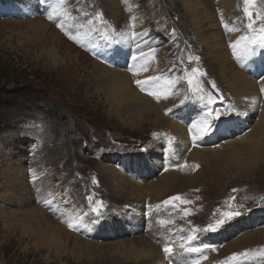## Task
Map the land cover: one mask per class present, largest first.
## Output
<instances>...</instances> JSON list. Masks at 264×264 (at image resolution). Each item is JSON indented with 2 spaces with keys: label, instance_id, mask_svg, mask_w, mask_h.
<instances>
[{
  "label": "rangeland",
  "instance_id": "1",
  "mask_svg": "<svg viewBox=\"0 0 264 264\" xmlns=\"http://www.w3.org/2000/svg\"><path fill=\"white\" fill-rule=\"evenodd\" d=\"M35 1L32 12L0 11V96L9 97L0 104V194L6 183L14 190L11 199L0 197V264H138L131 249L142 242L161 251L154 263L146 259L143 264H264V49L244 63L243 42L231 47L243 36L260 34L264 0H38V6ZM194 8L200 17L202 12L212 16L201 26L205 29L193 23ZM65 14L69 20L62 18ZM30 22H40L39 30H32ZM201 33H209L205 42ZM111 35L122 43L107 42ZM41 39L45 44L38 46ZM216 44L236 63L234 70L227 66L222 74L211 66ZM106 50L120 60L125 56L117 65L130 76L131 87L148 97L145 102L159 104L144 121L107 101L100 74L119 67L107 63ZM133 57L155 66L144 68L148 75L141 77L132 68ZM237 74L257 84L256 104L241 106L245 102L236 100L227 83ZM150 77L176 84L157 99L148 94V82L137 84ZM171 100L173 106L185 101L193 106L184 121L181 112L168 107ZM209 112L233 113L213 121L217 127L202 138L190 129L198 114L204 119ZM176 124L185 129L183 142L176 134L167 136ZM248 139L262 142L256 159L245 145ZM138 158L145 159L140 166L146 171ZM13 176L22 182H13ZM44 177L52 189L60 186L59 207L48 202ZM162 179V185L151 188ZM65 191L77 217V210L66 211L71 204L64 202ZM176 196L181 199L165 203ZM97 202H102L99 213L93 211ZM39 210L61 226L59 236L70 245H61L60 256L55 247L35 244L39 234L23 236L8 214L24 218ZM228 211L242 214L216 231L207 230ZM165 247L174 250L167 254Z\"/></svg>",
  "mask_w": 264,
  "mask_h": 264
},
{
  "label": "bare ground",
  "instance_id": "2",
  "mask_svg": "<svg viewBox=\"0 0 264 264\" xmlns=\"http://www.w3.org/2000/svg\"><path fill=\"white\" fill-rule=\"evenodd\" d=\"M29 2V1H32V0H0V11L2 14H6L8 13L7 15H13L17 12H22V10L24 11V8L30 12L34 11L35 8H36V1L34 0V2L32 4H25L26 2ZM204 1V0H203ZM208 2V0H205ZM44 3V0L42 1ZM5 3L8 4V7L4 8L2 6L5 5ZM24 3V4H22ZM39 2L37 0V6H38ZM53 4V3H52ZM59 6L56 8V11L60 12L62 9H63V6L62 8L59 9V7H61V3L59 2L58 3ZM65 5V4H64ZM42 7V6H41ZM45 7V6H44ZM47 10H50V8L46 7ZM212 8H215V6H213ZM9 12H12V13H9ZM57 13V12H56ZM191 14H192V20H193V23L194 24H199V30H202V29H205V24L204 22L208 19V18H211L212 16H209V14L207 12H202V16L200 17V14L201 12L198 11V9L194 8L193 10H191ZM62 18H65V20H67L68 16L65 14L64 17ZM40 19V18H39ZM200 19H203L201 22H200ZM31 20V19H30ZM69 20V18H68ZM30 28L34 31H38L39 27L41 26V23L40 22H30ZM205 25L203 27H201L202 25ZM201 27V28H200ZM43 29L45 30V28L43 27ZM206 29L210 30L209 27H207ZM207 31V30H206ZM201 32V31H200ZM210 32V31H209ZM107 34H110L111 32L109 31H106ZM209 35V33H207ZM208 35H204L203 33H201V40H203L205 42V39L208 38ZM103 37L105 39V37L107 38V36L105 34H103ZM113 38L115 40L118 41V43H122L117 37H113L112 35L110 36V38L106 39L107 42L109 43H112V40ZM50 40V37L47 36V39L46 41H49ZM41 44H45L44 41H42V39L40 40V43H38V46H40ZM108 47V46H107ZM110 47V46H109ZM218 44H216L213 48V52H212V57H213V62L211 65L213 68L217 69V71H222V74L225 73V69L227 66H231V69H233L232 66H234L236 63H233L230 61V59L228 57H225L222 53L221 50H219L218 48ZM120 50V49H119ZM106 52H109V53H106ZM49 53H52V50L49 52ZM104 55L106 57V59L108 60L107 63L109 62H114L116 67H119L118 69L114 68V69H107L105 70L106 72L105 73H101L100 74V81L103 83V86L106 88V96L105 97H108L107 101L109 102V104H112V105H117L119 106L120 108H124L125 110L128 111V114L130 116H132V119H138L140 121H144V115L146 113L149 114V112H155L157 107H158V103L157 102H153V101H146L144 99H147L145 96H141L139 92H135L134 88L131 87V85L129 84V81L131 80H128V77H130L127 72H124L122 70V68L120 66H118L117 64L119 63L121 66L122 64H124V59L125 56L123 54L119 55V57L122 59L120 60L118 58V56H115L114 53L112 51H109V50H106L104 52ZM103 56V55H102ZM254 56V55H253ZM253 56L251 58H253ZM247 57L243 56L242 57V61L244 62V60L246 59ZM111 59V60H109ZM249 59V58H248ZM254 59V58H253ZM252 59V62L254 61ZM262 59L264 60V56L262 57ZM143 60L142 57H140L138 60L133 59L132 61L135 63L132 68L136 70V72H140V75L141 77L143 76H147L148 74H145L146 71L143 70L144 68H153L155 66V64L153 65H149V62H147L145 60L144 64H143ZM238 60H239V57H238ZM246 61V60H245ZM113 63V64H114ZM245 63V62H244ZM110 65V64H109ZM252 65V64H251ZM143 66V68L141 69L140 67ZM264 66V65H263ZM260 67V66H259ZM146 68V69H147ZM155 69V68H154ZM109 70V72H108ZM130 70V69H129ZM234 70V69H233ZM155 71V70H154ZM225 71V72H224ZM111 72V73H110ZM231 72V71H230ZM237 71H235L236 73ZM234 73V72H233ZM234 73V74H235ZM136 76H139V74H137ZM222 76V75H221ZM224 76V75H223ZM226 77V76H225ZM235 77V76H234ZM227 78V77H226ZM228 80V79H227ZM237 80V81H235ZM146 81L148 82L147 85H145V87L147 88V90L150 92V93H167L170 94V92H172V88H174L175 84H176V81L172 82L170 80H166L164 85L156 82L153 80H150L149 78L146 79ZM131 82V81H130ZM132 83V82H131ZM229 85V88L230 90L233 92V94L235 95V97L237 98L236 100H238L239 103H244V104H241L242 105H248V102L249 104L252 103L253 104H256L257 101H258V91H257V84L254 82V81H251L247 76H244V75H239L237 74L236 75V78L234 79V82H230V83H227ZM144 90V89H143ZM146 92V91H145ZM149 94V93H148ZM93 97L97 98L98 95L97 94H93L92 95ZM152 96V95H151ZM155 96V95H153ZM162 96H165V95H162ZM99 98V97H98ZM184 99L182 98L180 101H183ZM102 100H99V103H101ZM106 101V103H107ZM248 101V102H247ZM159 102V101H158ZM161 102V101H160ZM167 102V101H166ZM163 103V102H162ZM161 103V104H162ZM165 103V101H164ZM168 103V102H167ZM169 108L173 107L174 110L176 109L177 112H181L180 113V118L184 121L185 118L187 116L190 115V108H192L193 106L189 105L186 101L181 103L179 102V104L177 106H173V103H172V100L169 101ZM160 104V105H161ZM187 105V106H186ZM251 105V104H250ZM249 105V107H250ZM162 106V105H161ZM166 106V105H165ZM255 106V105H254ZM252 107V106H251ZM162 108H165V107H162ZM183 108V109H182ZM123 109V110H124ZM180 109H182L180 111ZM195 109V108H193ZM250 109V108H249ZM171 110V109H170ZM158 111V110H157ZM126 112V111H125ZM235 113H238L236 110L234 111ZM252 112V109H250L248 111V113ZM166 113V112H165ZM233 113V112H232ZM231 113V114H232ZM163 115H165L163 113ZM225 117H230L229 115L225 116ZM231 118V117H230ZM197 120L200 121L202 120V116L201 114H198L197 115ZM228 120V119H227ZM181 121V122H183ZM222 121H226V120H222ZM221 121V122H222ZM196 122V121H195ZM219 122V121H218ZM231 122V121H230ZM185 123V122H183ZM221 124V123H220ZM219 124V125H220ZM226 124V123H225ZM231 125V124H230ZM214 127H217L216 124L214 123ZM231 127V126H230ZM179 127L175 126L174 128V133L173 132H170L168 131L167 133V136H171L173 137L172 135L176 134L178 136V138L181 139L182 141V137L184 138L186 136V132H185V129L183 131V129H178ZM216 129V128H215ZM214 129V130H215ZM178 130H180V132H178ZM227 131V129H225ZM192 132H194L195 134V130H192ZM218 132H214V135H216ZM264 134V128L262 129V132ZM197 134V133H196ZM183 135V136H182ZM199 135V134H198ZM198 135H196L198 137ZM170 137V138H171ZM168 138V137H167ZM203 138V137H202ZM264 138V137H263ZM175 139V138H174ZM185 140V138H184ZM183 142V141H182ZM245 142L247 144H245ZM240 144H245L248 146V148L250 149V155H254L253 158H257L259 153L261 152V145H262V142H253L252 140H249L248 139V142L245 141ZM257 143V144H256ZM199 150H195V153L193 155L194 158H196L199 154H198ZM144 158H138L136 160L137 164L139 165V168L142 169L141 171H146L147 169L146 168H143L144 167ZM250 160H253L252 157H250ZM126 162V160H125ZM252 162V161H251ZM125 164V163H124ZM123 164V165H124ZM140 164L143 165L140 166ZM250 164V163H249ZM37 168V167H36ZM11 170V169H10ZM37 170V169H36ZM35 171V170H34ZM17 173V172H16ZM19 173V172H18ZM13 174V172H12ZM16 175V174H15ZM8 176L10 177L11 174L9 175V172H8ZM8 177V180H10ZM12 177V176H11ZM21 178L22 177H17L16 176V181L17 179L21 181ZM47 177H44L41 181V183H44L45 184V188H44V192L45 194H47V196L49 197L48 199V202H51V203H56L55 206L59 207L61 205V202L59 201V188L58 189H52L51 188V184L49 183V179H46ZM14 176H13V182L16 183V181L14 180ZM167 179V178H166ZM113 180H115L116 184L119 185L118 183V180L114 177ZM163 179L160 180V182H157L155 184L152 185L151 188H155V187H159L160 185L163 184ZM22 182V181H21ZM165 182V181H164ZM20 183V182H19ZM12 183H6L4 184L3 186H7L5 187V192L4 193H1L0 194V197L4 198V199H11V196L10 194L14 192L13 190V186L11 187ZM41 187V186H40ZM44 187V186H42ZM16 188V187H15ZM49 188V190H48ZM126 188V187H124ZM20 189V188H19ZM133 189V188H132ZM21 190V189H20ZM3 191V190H2ZM1 191V192H2ZM43 191V190H42ZM62 191V190H61ZM18 192V191H17ZM20 192V191H19ZM39 194V193H37ZM64 196L66 197L64 199V202H66L67 204H71V207H69V209L66 208V211L68 212V215L69 213L72 212V214H74V212L77 210L74 209V204L73 202L74 201H70L69 199V193L68 191H65L64 192ZM161 194V193H160ZM159 195V194H158ZM62 196V194H61ZM22 197V196H20ZM15 198H18L15 197ZM13 198V199H15ZM12 199V200H13ZM18 199H21V198H18ZM27 199V198H26ZM11 200V201H12ZM21 201V200H20ZM47 201V200H46ZM63 201V200H62ZM7 202V201H6ZM23 209V208H22ZM30 212V211H29ZM53 212V211H52ZM78 212V213H77ZM76 217L77 215H79V211L77 210L76 212ZM11 217L10 220L12 219L13 221H16L17 222V226L23 231L22 235L23 236H27V234H29L30 236L34 235V237L36 238V235L38 236V234L40 235L39 238H36L37 241H35V244L38 246L39 244H42L44 246H46L48 248V250H51L55 247L56 249V253L60 256L62 251L60 249L61 245L63 244L65 247L66 246H70L68 242H65L60 235L61 231H62V228H60L59 226H57L56 224H54V222L49 219L48 217V214H43L38 211H33L31 212L30 214L28 215H25L24 218H18V214L15 215V214H10L8 213ZM75 217V218H76ZM57 218H60L57 216ZM63 219V218H61ZM11 220V221H12ZM59 220V219H58ZM137 220H138V223H142V221H140V217L137 216ZM55 221V220H54ZM57 221V220H56ZM60 221V220H59ZM131 225H132V222H130ZM61 223H59L60 225ZM246 224L245 222H243V225ZM150 225V224H149ZM128 226V225H127ZM135 226V225H134ZM136 227V226H135ZM151 227V226H150ZM61 229V230H60ZM150 229V228H149ZM154 229V228H152ZM151 229V230H152ZM59 232V233H58ZM154 233V232H153ZM55 234V235H54ZM169 234V233H168ZM168 234H166V236H168ZM172 234V233H171ZM156 235V234H155ZM29 236V237H30ZM159 236V235H158ZM172 236V235H171ZM33 237V236H32ZM173 237V236H172ZM172 237H169L166 239L167 242H173V238ZM176 238V237H175ZM174 238V239H175ZM73 238H67V241L69 240H72ZM21 241H23V239H20ZM38 243V244H37ZM76 244V242H75ZM149 245V244H148ZM148 245L145 246V242H142V246H138V248H135V249H131L134 256H136V258L134 257L135 260H138V264H143V261L144 260H149V261H153V263L156 261V258L157 256L160 255V250L159 251H152V248L149 250L147 249L148 248ZM154 245V244H153ZM151 246L153 248H158V246ZM179 248V247H178ZM231 248V246H230ZM174 250V249H173ZM99 253H102V250L99 251ZM156 253V255H154ZM132 254V253H131ZM185 256V255H184ZM159 259H161V257H158ZM157 264H162V262H157Z\"/></svg>",
  "mask_w": 264,
  "mask_h": 264
},
{
  "label": "snow or ice",
  "instance_id": "3",
  "mask_svg": "<svg viewBox=\"0 0 264 264\" xmlns=\"http://www.w3.org/2000/svg\"><path fill=\"white\" fill-rule=\"evenodd\" d=\"M251 0H246V3H250ZM247 11V10H246ZM51 18V17H50ZM100 17L98 16L97 19H99ZM58 27L62 28V25H58ZM249 28L252 27V24L248 25ZM70 38H74V37H70ZM243 42V53L246 57L249 56H253L256 54V50L259 49H264V28H261L260 30V34L257 35H253L252 37H247V36H243L241 37L239 40H237L234 44L231 45V47L235 50L237 47H239ZM133 59H135V57H133ZM190 59H192V57H190ZM195 59H199V57H195ZM197 70L193 69V72H196ZM201 75H203V73H201ZM150 80H154V79H158L156 77H150ZM141 83H147V81L141 82V81H137V84H141ZM189 83H192V79H189ZM213 87H215V85H213ZM150 95H155L157 97V99L160 98V95H167V93H149ZM201 100H203V97L200 98ZM208 102L209 103H213L214 102V98L209 94L208 96ZM231 113H221V112H209L207 114V117H211L212 119L209 120L207 117H205L204 119L194 122L192 124V127L190 129V131L195 130V133L199 134L200 137L209 135L211 130L214 127V123L213 121H218L221 120L223 116L225 115H230ZM197 138L196 135H193V139L195 140ZM181 198L179 196L176 197H172L170 198L169 201H165V203H170L172 200H180ZM182 203H188V201H181ZM102 206V202H97V207L93 208L94 212L99 213V207ZM242 213L240 211H228L223 213L222 218L220 220H217L215 224H209L207 226V230L210 231H216L219 227L223 226L227 221H231L234 217H238L240 216ZM161 223H168L167 221H161ZM72 225L70 224L69 227H71ZM191 239V238H189ZM181 247L183 248L184 245L182 244ZM165 253L167 254H171L172 253V248L171 247H165L164 248ZM186 251L189 252H196V253H201L203 251L202 248L200 247H188L186 249ZM203 259H207V257H202ZM234 258V257H233ZM195 264H199V261H196Z\"/></svg>",
  "mask_w": 264,
  "mask_h": 264
},
{
  "label": "trees",
  "instance_id": "4",
  "mask_svg": "<svg viewBox=\"0 0 264 264\" xmlns=\"http://www.w3.org/2000/svg\"><path fill=\"white\" fill-rule=\"evenodd\" d=\"M6 96H8V95H6ZM8 98L9 97L6 98L5 96L4 97L3 96L2 97L0 96V104H1V102L5 103L6 102V99H8Z\"/></svg>",
  "mask_w": 264,
  "mask_h": 264
}]
</instances>
